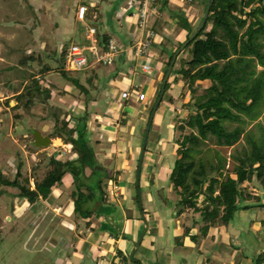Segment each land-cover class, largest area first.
I'll list each match as a JSON object with an SVG mask.
<instances>
[{
	"label": "rangeland",
	"instance_id": "374dc122",
	"mask_svg": "<svg viewBox=\"0 0 264 264\" xmlns=\"http://www.w3.org/2000/svg\"><path fill=\"white\" fill-rule=\"evenodd\" d=\"M82 1L0 0V264H68L67 261L63 263L64 258L68 257V255L72 263L77 260L78 256L72 253L73 249L71 247L74 246L73 244L79 236V227H83L80 223L84 221L90 224L92 222L93 230L91 229V233H93V237L90 238V243L97 236L100 237L102 233L99 228V220L94 219L95 212L84 218V216H80L74 211L75 202L83 203L78 197V192L81 191L86 194V185L96 195L102 196V204L117 206L116 194L112 188L116 183L109 176L107 170L111 166V161H103L97 154L98 151L96 145H94V141L97 139L95 132L98 131L95 127L103 125L109 128L113 123L106 121L108 123L106 124L105 120L97 118L100 121L98 123L94 115L97 113L102 114V111H106V108L109 107L116 108L113 103L116 102L122 92L119 86L123 83L125 75L119 73L118 78L121 83H119V86L109 88L105 74L118 72V69L121 66L125 67L127 62L121 59V61L116 60L109 66L98 65L81 72L69 73L64 70L61 53L70 44H84L85 39L83 37L87 30L90 27H94L97 31H101V25L105 26L107 24L105 21L109 24L108 28L112 30L114 26L116 27H114L115 30H120L117 28H120L121 24L124 25L120 30V34H118V38L122 42L127 43L129 40L127 27L130 23L127 16L131 7L127 4L128 0H105L106 11L104 9L99 11L98 19L87 20L84 18V20L79 21L76 17V11ZM160 1L157 0L155 4L151 3L148 7L146 27L152 28L156 32L159 42L162 44L150 49L151 53L154 52L156 54L158 51V53L162 54V57L159 58L162 66L159 67L158 63L151 59V55L137 60L139 64H148L153 70L148 75L137 70L138 77L135 78L137 85H140V89L145 93L147 100L138 102L136 100V92L132 91L128 101L129 105L126 106L128 109L125 110L126 112L131 110V113L136 110L138 112L136 116L146 121L140 138H138L140 151L147 121L162 83V81L158 82L155 79V73L157 69L165 67L166 58L170 52L168 48H171L172 43H175V48L178 45L176 43L177 38H174L172 32L174 30H182L178 23L182 19L188 21L192 28L199 26L205 12V0H194L190 4L186 0H164L166 2L164 8L160 7ZM101 4V6H104L103 3ZM111 4L113 10L109 11ZM101 6L99 10L103 8ZM187 53H182L177 57L174 70L179 68L180 58H187ZM258 69L260 70L261 68L258 67ZM62 72L66 74H61ZM171 77L172 79L167 81V89L153 116L147 137L146 150L149 149L153 137L158 135V126L162 123L159 117L162 114L163 118H165L164 121L173 125L174 144L175 139L181 138L182 135L177 129L179 121L189 115L188 111L182 109L183 100H180L179 97L180 93H183L182 95L184 96L188 94L186 89L182 91L181 77L173 75V73L170 74L169 78ZM93 78L94 81L90 83ZM70 79H77L79 84L85 89V92L74 85V82H71ZM174 79L176 80L174 81ZM34 81L37 82L38 87L41 89L50 90L49 99L45 98L44 92L36 91L33 88ZM102 90L106 94L108 93L110 101H106V95L102 94ZM19 94L20 96H18ZM173 95L177 97V104L172 102L170 96ZM93 99H96V102L100 101L99 106L101 108H96V104H93ZM171 105L175 108H173L175 114H170L167 110L172 108ZM117 110L119 109L117 108ZM124 113L117 111V116L115 115L113 119L115 121L121 120L124 124L127 121L130 123L136 122V116ZM81 118L86 119L83 132L84 139L89 145L92 143V149H94L97 155L95 157L99 159V162H97L94 167L95 172L90 177L91 170L85 169L84 175L80 179L79 191L76 188V181L69 172L65 173L58 185L51 189V193L55 189H59L63 193L62 197L56 202L38 198L33 204H30L27 199L19 196V188L2 184L1 180L16 181L19 186H27L30 190H33L35 183L40 182L52 169L49 164L50 159L53 158L60 162L76 160L78 158L77 152L74 151L70 144H65V142L67 143L69 137L68 129L77 131L72 134L74 139L77 138ZM257 124H261L264 129L262 117L254 121L243 117L241 127L244 131H251L256 138L261 134ZM227 126L232 129L236 124ZM34 131H38L43 136L50 138L53 133H58L61 139L51 141L46 148H39L33 145L32 134ZM126 132V136H128L130 127L126 129ZM205 146L214 149L211 141L201 145L202 149H205ZM174 147L176 148L177 146L175 145ZM243 147H245V142L241 139L232 148L222 150V155L228 158L231 153L240 151ZM175 159L176 156H172L167 164L168 167H165L172 170ZM145 160L143 163H145ZM229 164L230 159L228 158L226 169L229 168ZM97 166H100L105 171L101 173L100 170L96 169ZM119 178V188L122 191L128 176L121 175ZM99 181L101 182L100 185ZM168 183L170 184L167 181L162 186L165 187ZM170 187L172 188L171 184ZM109 188L112 189L109 190ZM137 188L135 174L132 195L137 200V206L141 205L145 208L146 198L143 191H141L143 189L141 183L138 189L139 192H137ZM161 189L162 187L157 188V196L158 191ZM240 189L243 190V194L250 192L258 194L260 199L264 197V191L261 190L255 180L243 183ZM54 193L59 198L58 195L60 193L58 191ZM165 196H168V194L165 193ZM202 200L203 196H199L195 202L197 207L202 206ZM178 201L179 197L176 194H173L169 199L172 209L171 213H174L175 205ZM90 207L91 203L88 202L84 204L83 209L86 210ZM93 207H95V203ZM185 211L194 216L196 214L195 221L192 222L190 218V220L186 219V221L190 222V226L197 230L198 213H195L192 209H186ZM97 215L100 214L97 212ZM253 219L254 214L250 218L244 212H240L237 223L239 222L238 225L245 228L249 224L253 231H258L255 233L257 241L262 242L258 217L256 216V220ZM213 229H216V227ZM82 233L83 235L85 233L88 235L86 231ZM198 239L197 247L199 251L210 249L212 252L220 253L216 238H214L215 241L213 242L211 237L207 239L206 243L202 241V237H198ZM260 247L261 244H254L256 249ZM238 249L240 248H235L234 250L237 251ZM251 252H253V249H251ZM59 258H62L61 262L56 263ZM73 264L77 263L74 262Z\"/></svg>",
	"mask_w": 264,
	"mask_h": 264
},
{
	"label": "trees",
	"instance_id": "16d2710c",
	"mask_svg": "<svg viewBox=\"0 0 264 264\" xmlns=\"http://www.w3.org/2000/svg\"><path fill=\"white\" fill-rule=\"evenodd\" d=\"M165 6L166 2L161 0L160 7ZM178 23L182 32L186 33L184 41L199 27L192 28L183 19ZM96 37L101 43L108 38L106 34H96ZM183 42L168 53L161 81ZM185 52H188L187 58H180L179 68L174 70L177 57ZM179 55L171 73L181 77L182 91L186 89L188 92L187 96L180 93L179 97L183 100L182 109L189 115L177 125L182 135L175 139L176 159L168 181L179 197L175 205L177 216L186 209H192L198 213L201 224L198 235H190V229L185 228L183 236L196 243L197 238L206 237L211 228L223 226L231 233L232 222L239 212H263V217L258 220L262 242H258L257 237L253 238L254 242L249 243L253 249L249 258L252 264H264V197L260 199L258 194L250 192L243 194L240 189L243 183L255 180L264 191V129L257 124L261 134L255 138L251 131H244L241 127L243 117L252 121L260 117L264 120V0H211L202 30ZM70 80L85 92L77 79ZM33 88L44 92L45 98L49 99L50 90L41 89L36 81ZM166 89L167 83L164 93ZM85 120L80 119L77 138L72 137L77 131L67 130L69 137L65 144H70L77 152L76 160L60 162L50 159L52 169L35 183L33 190L19 186L16 181L1 180L2 184L19 188V196L33 204L38 198L47 199L52 187L58 185L64 174L69 172L79 191L85 169L91 170L90 177L97 165L84 139ZM230 124L236 126L229 129L227 125ZM51 138L61 139L58 133H53ZM241 139L245 147L229 155L230 166L226 169L228 158L222 155V150L232 148ZM209 141L214 149L206 146L202 149L201 145ZM86 190V194L78 192L83 203L75 202L74 207L75 213L84 218L94 213V203H103L102 196L96 195L88 185ZM199 196H203L201 207L195 203ZM88 202L91 207L84 210L83 206ZM254 244H261V247L256 249ZM235 246L230 243L231 248Z\"/></svg>",
	"mask_w": 264,
	"mask_h": 264
},
{
	"label": "crops",
	"instance_id": "0c3cea01",
	"mask_svg": "<svg viewBox=\"0 0 264 264\" xmlns=\"http://www.w3.org/2000/svg\"><path fill=\"white\" fill-rule=\"evenodd\" d=\"M101 3H103L104 6H101ZM112 4L109 11L113 10ZM82 5L86 6L88 9L86 16L84 17L87 20L98 19L99 11H103V9H106L105 0H83L80 6ZM100 6L103 7L101 10H99ZM105 22L107 24L105 26L101 25V31H97L96 29V33L106 34L107 37L111 35L118 37V34H120V30L124 25L121 24V27L117 28L120 30H115L116 27L114 26L115 28L113 27V31L111 28H108V22ZM172 34L174 35V38H177L176 43L178 44L183 42L186 38V33L182 32V30H174ZM127 35L129 37V42L132 35L131 30H129V25L127 27ZM160 43L161 42H159V44L157 45H162ZM174 49L175 43H172V46L171 48H168V51H173ZM151 56V59L157 62L158 66L161 67L162 65L159 58L162 57V54L160 52L158 53L157 51L156 54L154 52L151 53ZM157 58L159 60H155ZM121 67L118 69V72L105 74L107 76L105 77L107 78V86L109 88L119 86V83L121 82L118 78V75L119 73H122L125 76L123 83L120 84L121 87L119 86V88L121 91L128 89L130 90L135 85H137L135 78L138 77V69H135L133 65L128 62L125 67ZM163 68L157 69V72L155 73V79L158 82H161ZM171 79L172 77L168 80ZM91 81H94V78L91 79ZM101 92L102 94L106 95V101H110V98H108L107 95L108 93L106 94V92L103 90ZM119 96L118 99H116V102L113 103L116 106L115 109L109 107L106 108V111H102V114L97 113L96 115H94L96 119L102 118V120H105V122L111 121L113 123V125L109 127L110 130L108 126L100 125L98 127H95L98 131H96L97 133L95 132L97 139L96 141H94V145H96L98 151L97 154L101 159H103V161H111V166L107 170L109 172V176L112 177L116 183L112 188L114 189L116 194L117 206H106V204H102L100 202L95 203L96 206L93 207V212H95L94 219L99 220V228L102 233L100 237L97 236L94 241L90 243V238L93 237V233H91L93 230V224L92 222L88 224L84 221L83 223H80V225H83V227H79V236L74 242V246L71 247L73 249L72 253L78 256V259L74 260L73 263L252 264L251 259L249 258L251 255V247L249 243L254 242L253 238L256 237L255 233L258 231H253V228H250L249 224L246 228L244 226L241 227L240 225H238L239 222L237 223V218L240 212L236 215L234 223H232L233 227L231 233L225 230L223 226H219L216 229L211 228L208 235L202 239V241L206 243L207 239H210L212 237V241L214 242V238H216V240L218 241V246L220 247V253L218 254L212 252L210 249L206 251H199L197 247L199 243L198 238L197 242L194 243L188 237L183 236L185 228L190 229V235H198V229L195 230L194 227L190 226L191 223L186 221V219L189 218L192 222L195 221L196 214L194 216L185 211L181 215L177 216L176 208L174 209V213H171L172 209L169 199L175 193L173 192L169 183L165 187L162 186L163 183H166L168 181V173L171 172L170 168L167 169V164L171 160L172 156H176L174 152L175 144L173 143V125L170 122L164 121L165 118H163V114L159 117L162 123L158 126V135L153 137V141L150 144L148 150H146L148 144L146 143L143 161L145 160V157L146 160L145 163L142 162L138 183V189L141 183L143 187L141 191H143V193L145 194V208L141 205L137 206L138 203L136 198H134L132 195V190L136 174L135 171L137 169V162L140 155L138 138H140L141 131L143 130L146 121L143 118H138L136 116L138 112H136V110L134 109L133 110L135 112L133 111L131 113V110H128V112H126L125 110L128 109L126 106L129 105V100L120 101ZM170 97L172 99V102H175V104H177V97H174V95ZM99 102H96V99L94 100L93 104H96V108L100 107ZM171 106L172 108L167 110L168 112H170V114H175V111H173L174 107L173 105ZM117 108L119 110H117ZM117 111L125 112L124 114L128 113L131 116H136V122L130 123L129 121H127V123L124 124V122H121V120L115 121L113 118L117 114ZM107 122L106 124H108ZM98 123H100L99 120ZM129 127L130 133L128 134V136H126V129H128ZM50 139L51 141H55V139ZM56 139L59 140V138ZM89 146L94 156H97L94 152V149H92V143ZM95 160L96 162H99V159L97 157H95ZM101 171H103V169ZM121 175L128 176L125 184L122 187V191L120 190L121 188H119V177ZM150 177H152L151 180ZM158 187H162L167 205H164L156 195V190ZM111 189L109 188V190ZM56 191L60 193L58 195L59 198H57V195H55L56 193H54ZM165 193H167L168 196H165ZM62 195V191H60L59 189H55L49 195L47 200L56 202L62 197ZM59 209L62 210L61 207H59ZM97 212L100 215H97ZM244 214L248 215L250 218L254 214L255 220L256 216L258 217V220L263 217V212H258L257 210H250L247 212L245 211ZM196 224L198 225V228L201 226V224H199V219L196 221ZM85 231L88 233V235H86V233L85 235H83L82 232ZM248 233L250 234V236ZM232 239H234L235 241H233ZM230 243L235 244V248H240L237 250L238 252L234 250L235 248L230 247ZM64 259L65 260L63 261V263H66L67 261L68 264H73L71 262V259H69V255ZM61 260L62 258H59L56 263L61 262Z\"/></svg>",
	"mask_w": 264,
	"mask_h": 264
},
{
	"label": "built area",
	"instance_id": "2783aa9c",
	"mask_svg": "<svg viewBox=\"0 0 264 264\" xmlns=\"http://www.w3.org/2000/svg\"><path fill=\"white\" fill-rule=\"evenodd\" d=\"M157 0H128L127 4L131 7L127 18L130 23L131 40L127 43L119 40L113 35L109 36L105 42L96 37V29L90 27L85 33V42L82 45L70 44L63 51V67L66 72H81L93 66H109L116 60L123 59L133 65L135 69L143 74H150L153 70L148 64H139L137 60L141 57L151 55L150 49L159 44L158 36L152 28H147L146 19L148 7L151 3L155 4ZM194 0H186L192 3ZM88 9L86 6H79L76 11V17L79 21L84 20ZM62 54V53H61ZM123 56V57H122ZM136 92V100L145 102L147 97L140 89L139 84L130 90H124L120 94L121 101H128L131 92Z\"/></svg>",
	"mask_w": 264,
	"mask_h": 264
},
{
	"label": "water",
	"instance_id": "95a60500",
	"mask_svg": "<svg viewBox=\"0 0 264 264\" xmlns=\"http://www.w3.org/2000/svg\"><path fill=\"white\" fill-rule=\"evenodd\" d=\"M210 2L211 0H207V5H206V9H205V12H204V15H203V19L199 25V27L190 35V37L184 41L182 43V45L179 47V49L175 52L174 56L172 57V60L170 61L169 63V66L164 74V77L162 79V83H161V88H160V92H159V95L156 99V102L154 104V107L150 113V116H149V119L147 121V125H146V129H145V133H144V137H143V142H142V147H141V151H140V155H139V159H138V162H137V170H136V186L138 187V183H139V178H140V171H141V167H142V162H143V157H144V153H145V148H146V143H147V137H148V133H149V129H150V125H151V122H152V119H153V116L155 114V111L157 110V107L161 101V98L164 94V90H165V85L169 79V76H170V73H171V70H172V67L174 65V62L176 60V57L179 55V53L186 47V45L192 41L195 36L202 30L204 24H205V21H206V18L208 16V13H209V6H210ZM33 145L36 146V147H39V148H46L50 145L51 143V139L50 137L48 136H43L40 132L38 131H34L33 132ZM97 170H102V168L100 167H96ZM137 192H138V188H137ZM139 195V194H138ZM158 197L159 199L161 200V202H163L164 205H167V202L164 198V195H163V189L159 190L158 191ZM96 206V204H95Z\"/></svg>",
	"mask_w": 264,
	"mask_h": 264
}]
</instances>
